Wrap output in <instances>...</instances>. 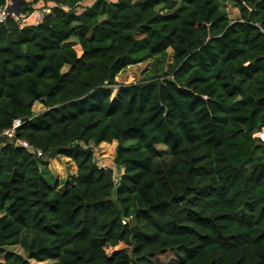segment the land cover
Instances as JSON below:
<instances>
[{"label":"trees","instance_id":"1","mask_svg":"<svg viewBox=\"0 0 264 264\" xmlns=\"http://www.w3.org/2000/svg\"><path fill=\"white\" fill-rule=\"evenodd\" d=\"M45 1L36 25L0 23V252L22 250L4 264H264V0H227L236 18L222 0Z\"/></svg>","mask_w":264,"mask_h":264},{"label":"rangeland","instance_id":"2","mask_svg":"<svg viewBox=\"0 0 264 264\" xmlns=\"http://www.w3.org/2000/svg\"><path fill=\"white\" fill-rule=\"evenodd\" d=\"M222 2L225 4L226 10L231 18L238 17V11L235 7H233L232 4L228 3L227 0H222ZM167 63H169V60L167 61ZM149 68L150 61L129 66L115 78V82L117 84L136 82L143 77L144 73L147 72ZM116 87L117 86H115L114 88ZM113 92H115V90ZM36 108L41 109V106L36 104ZM115 146L116 142H112L103 143L93 148L96 163L104 164L105 166L110 167L115 171V168L113 166ZM47 166L51 174L60 181V186L64 185L65 181H68V186H70V184L72 183V178L76 175L77 171L74 162L63 156H55L48 160ZM10 252L22 254V250L20 247H8L4 249L1 253L2 255H0V264H4V256L5 254H9ZM173 258H177V256L173 251H170L152 257L151 261L145 264H167ZM28 264L39 263L35 260H28Z\"/></svg>","mask_w":264,"mask_h":264},{"label":"built area","instance_id":"3","mask_svg":"<svg viewBox=\"0 0 264 264\" xmlns=\"http://www.w3.org/2000/svg\"><path fill=\"white\" fill-rule=\"evenodd\" d=\"M8 1V0H7ZM93 2V0H92ZM12 3V2H11ZM48 12V9H41L39 11L36 12L34 20H33V24L36 25L37 23H39L41 21V19L43 18V16ZM31 16V13L28 15H22L20 14L19 9H11V4L8 5V2L2 6L0 8V23H4L8 18L14 20L15 22H18L19 27L24 26L25 24H27V22L29 21ZM21 124V120L20 119H16L13 121L11 128L7 129L4 131V134L6 136H8L9 138H13L14 137V130L17 126H19ZM262 136V134H261ZM16 143L20 146L23 147H28V143L25 140H17ZM37 154L40 155L41 151L37 150ZM98 167L100 168H109L105 166L104 164H98ZM112 169V168H111ZM122 171V169L120 170ZM114 175L116 176V181L119 179V174L114 173ZM122 223H124L125 221L122 220Z\"/></svg>","mask_w":264,"mask_h":264},{"label":"crops","instance_id":"4","mask_svg":"<svg viewBox=\"0 0 264 264\" xmlns=\"http://www.w3.org/2000/svg\"><path fill=\"white\" fill-rule=\"evenodd\" d=\"M25 1H27V2H30L31 0H25ZM8 2V5H10L11 4V1L10 0H8L7 1ZM92 3V0H83L81 3H80V5H82V6H85V5H90ZM52 3L51 2H46L45 0H39V2L36 4V5H34V9H35V11L34 12H32L31 13V16H30V19H29V21H32V24H33V20H34V17H35V14H36V12L37 11H39V10H41V9H48L49 7H52ZM36 104H38V105H40L41 106V109L39 110L38 108H36ZM43 109V107H42V105L40 104V103H35L34 104V106H33V110L35 111V112H39V111H41ZM39 110V111H38ZM105 143V142H104ZM100 144H103V143H100ZM99 144V145H100ZM3 251V250H2ZM2 251L0 252V255H2L1 253H2ZM5 258V257H4Z\"/></svg>","mask_w":264,"mask_h":264},{"label":"water","instance_id":"5","mask_svg":"<svg viewBox=\"0 0 264 264\" xmlns=\"http://www.w3.org/2000/svg\"><path fill=\"white\" fill-rule=\"evenodd\" d=\"M12 3H11V9H19V4L21 2V0H10ZM171 80V79H170Z\"/></svg>","mask_w":264,"mask_h":264}]
</instances>
